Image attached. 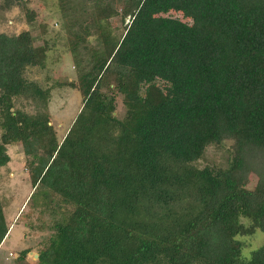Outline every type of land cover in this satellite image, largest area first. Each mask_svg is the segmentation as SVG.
Segmentation results:
<instances>
[{"label":"trees","instance_id":"16d2710c","mask_svg":"<svg viewBox=\"0 0 264 264\" xmlns=\"http://www.w3.org/2000/svg\"><path fill=\"white\" fill-rule=\"evenodd\" d=\"M57 2L76 72L58 86L83 97L61 141L52 88L26 72L48 43L0 31V166L20 142L30 198L59 215L36 264H264V243L246 255L239 238L264 234V0ZM211 146L226 159L200 164Z\"/></svg>","mask_w":264,"mask_h":264},{"label":"rangeland","instance_id":"374dc122","mask_svg":"<svg viewBox=\"0 0 264 264\" xmlns=\"http://www.w3.org/2000/svg\"><path fill=\"white\" fill-rule=\"evenodd\" d=\"M27 2L26 6L35 12V17L30 23L27 21L26 8L15 6L8 11H3L0 5V31L17 34L28 29L35 38V45H41L44 41L48 43L45 66L28 67L26 72L29 79L39 82L44 87L52 88L48 103L50 124L55 130L57 139L61 141L83 101L82 95L76 88L67 85L58 86V83L76 79L71 53L67 45V33L63 24L65 22L57 0H27ZM169 11L171 15L179 16L184 20L188 19L187 15L180 11ZM110 21H112L115 34L120 35L122 33L120 20L112 18ZM41 23L45 24V32H41ZM91 42L95 43L94 40ZM158 81L167 92L169 83L161 79ZM118 101L120 102V97ZM119 104L117 113L121 116L124 107L121 102ZM25 109L31 111L32 106H26ZM7 153L10 157L9 162L0 166V198L8 226V233L0 246V264H36L35 254L51 231L49 225L59 215L56 213L52 215V210L41 207L30 198L33 186L28 170L29 157L23 152L21 143L9 144ZM226 157L225 150L211 146L205 150L200 164L222 163ZM256 181L257 176L251 173L247 186L253 188ZM246 222L251 223L249 219ZM239 238L247 245L244 250L246 255L264 243V234L259 229L249 236ZM24 249H28V252L22 256L21 251Z\"/></svg>","mask_w":264,"mask_h":264},{"label":"crops","instance_id":"0c3cea01","mask_svg":"<svg viewBox=\"0 0 264 264\" xmlns=\"http://www.w3.org/2000/svg\"><path fill=\"white\" fill-rule=\"evenodd\" d=\"M8 233V232H7ZM6 236V235H5ZM5 238V237H4ZM4 238H3V240H4ZM3 240H2V242H3ZM2 242L0 243V246H1V244H2Z\"/></svg>","mask_w":264,"mask_h":264},{"label":"water","instance_id":"95a60500","mask_svg":"<svg viewBox=\"0 0 264 264\" xmlns=\"http://www.w3.org/2000/svg\"><path fill=\"white\" fill-rule=\"evenodd\" d=\"M35 256L37 257L38 255H37V254H35Z\"/></svg>","mask_w":264,"mask_h":264}]
</instances>
